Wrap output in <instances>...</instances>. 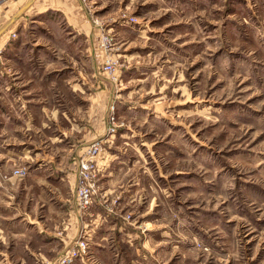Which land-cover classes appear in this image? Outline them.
I'll return each instance as SVG.
<instances>
[{"label":"rangeland","instance_id":"1","mask_svg":"<svg viewBox=\"0 0 264 264\" xmlns=\"http://www.w3.org/2000/svg\"><path fill=\"white\" fill-rule=\"evenodd\" d=\"M92 7L88 3L99 35L111 38L108 48L98 39L96 46L105 97L93 98L94 90L83 88L79 93L87 98L74 91L69 100H83V107L88 100L90 114L97 100H105L106 116L113 113L117 128L104 151L121 133L142 146L124 154L130 162L141 159L151 172L154 184L148 187L162 202L166 233L158 254L155 242L137 245L138 262L264 264V0H104L97 10L102 17ZM113 23L120 26L119 36ZM107 57L117 60L115 77L102 70ZM2 78L0 64V114L7 100ZM17 91L9 88L12 100ZM5 127L0 117V162L9 155L2 153L8 149ZM105 134L106 125L92 140ZM22 146L8 144L10 166L0 171V181L14 187L29 170L17 160ZM4 187L0 212L14 211L15 190ZM119 212L142 240L151 231L152 241L161 237L146 227L151 223L141 222L138 210ZM157 218L152 216L159 223ZM17 220L0 215V257L9 241L16 244L8 228ZM81 234L86 237L79 233L75 239Z\"/></svg>","mask_w":264,"mask_h":264},{"label":"crops","instance_id":"2","mask_svg":"<svg viewBox=\"0 0 264 264\" xmlns=\"http://www.w3.org/2000/svg\"><path fill=\"white\" fill-rule=\"evenodd\" d=\"M100 1L104 2L3 0L0 4V64L2 85L7 89V100H2L4 112L0 114L1 120L6 121L3 135L8 144L23 145L17 149V160L29 169L15 187L6 180L0 181L6 186L1 190L13 189L16 195L14 211L2 212V207L0 215L18 217L14 229L8 228V233L15 235L16 244L9 241L7 253L2 252L0 257L3 263L40 264L42 259H53L79 233L88 239V252L74 264H140L138 244L143 247L155 242L153 249L158 254V243H163L166 230L161 218L162 202L154 200L157 195L148 187L154 183L146 165L139 158L130 162L124 154L126 149L137 152L142 147L132 145L126 134H118L121 139H114L98 159L102 196H95L89 211L77 212V158L88 141L103 135L106 102L97 100L90 114L88 100H84L87 107H83V100L76 103L69 99L74 91L87 98L89 95L79 93L83 88L94 90L90 93L93 98L105 97L96 47L99 27L88 8L89 3L95 15L102 17L97 12L103 5ZM112 28L119 36L120 26L113 23ZM122 37L131 41L129 35ZM10 87L18 90L17 100L9 97ZM8 149L2 151L9 155L2 156L0 171L9 169ZM122 209L138 210L136 215L143 218L141 222L151 223L146 227L158 229L161 237L152 241V231L147 230L150 235L142 240L138 228L121 219ZM152 216H158L160 222H154Z\"/></svg>","mask_w":264,"mask_h":264},{"label":"built area","instance_id":"3","mask_svg":"<svg viewBox=\"0 0 264 264\" xmlns=\"http://www.w3.org/2000/svg\"><path fill=\"white\" fill-rule=\"evenodd\" d=\"M3 0H0V4ZM85 1V0H81ZM96 23H99L95 20ZM12 35H15L12 32ZM98 42L101 48L106 49L111 45V38L108 34L103 32L98 36ZM116 58L107 57L102 65V70L105 73L111 74L115 77ZM106 132L101 139H95L85 144L81 153L77 158V165L75 169L74 182V199L76 203L77 212L84 214L88 208L93 204L95 196H101V189L99 186V179L101 175L100 165L98 159L104 153V142L112 140V136L116 131V120L112 112H108L106 116ZM23 170H17V173H23ZM88 248V240L82 236L74 239L73 243L64 250L60 256L50 261L49 264H74L75 260L82 254L86 253Z\"/></svg>","mask_w":264,"mask_h":264}]
</instances>
